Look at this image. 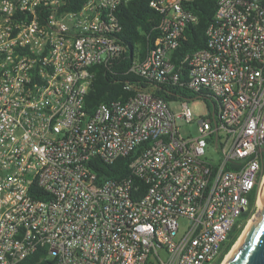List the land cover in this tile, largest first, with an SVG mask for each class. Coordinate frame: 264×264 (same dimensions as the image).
<instances>
[{"label": "built area", "instance_id": "2783aa9c", "mask_svg": "<svg viewBox=\"0 0 264 264\" xmlns=\"http://www.w3.org/2000/svg\"><path fill=\"white\" fill-rule=\"evenodd\" d=\"M129 1L0 0V264L40 247L49 264H216L258 207L264 0H218L179 67L195 0H147L142 59L121 38ZM126 54L138 80L90 111L97 66ZM177 86L189 96L155 94ZM206 94L196 118L188 99ZM131 154L128 175L99 176L97 161Z\"/></svg>", "mask_w": 264, "mask_h": 264}, {"label": "trees", "instance_id": "16d2710c", "mask_svg": "<svg viewBox=\"0 0 264 264\" xmlns=\"http://www.w3.org/2000/svg\"><path fill=\"white\" fill-rule=\"evenodd\" d=\"M217 6L218 0H195L193 2V9L199 15L200 21L196 25H189L187 27L186 38L174 53L173 59L178 67L181 65L182 57L187 52L200 49L207 45L206 28L213 21ZM118 13L124 27L121 38L127 43L131 50H138L141 59L144 58L149 47L147 35L151 29V25L155 24V22H150L149 18L154 17L157 19L156 11L149 6L147 0H130L120 7ZM134 56L135 54H126L123 59L115 61L112 67L103 65L97 66L96 77L86 100V106L90 111L101 102H111L128 94L124 89V81L126 79L133 81L138 80L135 75L126 72ZM143 84L147 86V83ZM155 94L163 97L167 101L176 99L177 94L189 96L178 86L173 90L164 87L156 88ZM204 99L207 101L208 105L211 104L208 102L209 100L212 102L214 101L209 94H206ZM132 158L133 154L120 157L111 164L97 161L99 176L101 178H121L124 175H128L130 173L129 163ZM251 198L253 197L251 196ZM243 228L244 225L241 227H234L230 239L226 244L225 253L231 249L232 245L242 233ZM224 256L225 255H221L216 261V264H220ZM49 263H51V260L47 257V248L40 247L37 251L17 264Z\"/></svg>", "mask_w": 264, "mask_h": 264}, {"label": "water", "instance_id": "95a60500", "mask_svg": "<svg viewBox=\"0 0 264 264\" xmlns=\"http://www.w3.org/2000/svg\"><path fill=\"white\" fill-rule=\"evenodd\" d=\"M227 264H264V208L258 210Z\"/></svg>", "mask_w": 264, "mask_h": 264}, {"label": "rangeland", "instance_id": "374dc122", "mask_svg": "<svg viewBox=\"0 0 264 264\" xmlns=\"http://www.w3.org/2000/svg\"><path fill=\"white\" fill-rule=\"evenodd\" d=\"M189 100V107L191 108V110L193 111V115L198 118L200 116H205L208 114V103L207 101L202 98V97H191ZM208 102L211 103V101L209 100ZM172 104V102H171ZM174 107H176L178 104H172ZM192 129H195V124H192L191 125ZM188 128V127H187ZM214 155V157H218V153L217 152H213L212 153ZM258 210H259V205L257 207V209L255 210V213L254 215H256L258 213ZM253 215V216H254ZM252 219V218H251ZM241 220H244V218H242ZM249 223V222H248ZM248 225V224H247ZM246 228V225L245 227L243 228V231L245 230ZM242 231V233H243ZM241 233V234H242ZM240 234V235H241ZM239 238V237H238Z\"/></svg>", "mask_w": 264, "mask_h": 264}, {"label": "bare ground", "instance_id": "6f19581e", "mask_svg": "<svg viewBox=\"0 0 264 264\" xmlns=\"http://www.w3.org/2000/svg\"><path fill=\"white\" fill-rule=\"evenodd\" d=\"M259 209H263L264 208V184L262 186V191H261V195H260V199H259ZM256 218V215H254L252 217V219H250L247 223L248 225H246L245 230L243 231V233L239 236V238L236 240V242L234 243V245L232 246L231 250L227 253L226 257L224 258V260L221 262V264H227L228 261L230 260V258L232 257V255L234 254V252L236 251V249L238 248V246L240 245L245 232L247 231V229L249 228V226L252 224L253 220Z\"/></svg>", "mask_w": 264, "mask_h": 264}]
</instances>
